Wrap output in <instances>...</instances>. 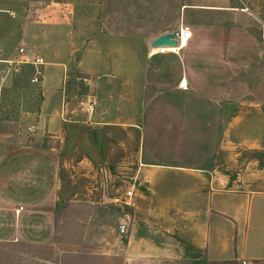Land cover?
<instances>
[{"label": "crops", "instance_id": "1", "mask_svg": "<svg viewBox=\"0 0 264 264\" xmlns=\"http://www.w3.org/2000/svg\"><path fill=\"white\" fill-rule=\"evenodd\" d=\"M35 3L0 0L23 11L12 59L41 57L24 46ZM245 16L256 15L235 0H100L80 49L69 15L63 75L81 52L94 112L63 83L60 113L46 116L41 68L39 112L0 133V264H161L194 251L264 264V21ZM180 28L191 37L178 53L151 46ZM119 170L136 179L131 206L110 204Z\"/></svg>", "mask_w": 264, "mask_h": 264}, {"label": "rangeland", "instance_id": "2", "mask_svg": "<svg viewBox=\"0 0 264 264\" xmlns=\"http://www.w3.org/2000/svg\"><path fill=\"white\" fill-rule=\"evenodd\" d=\"M235 1L237 4L251 9L256 15L255 17L245 16L248 21H264V0ZM30 2H36L33 5V10L26 11L27 21H30L28 30L31 31L32 36H30V39L27 38V40L31 42L27 43V41L24 46H26L25 49L28 54L33 56L39 54L44 61L41 67L45 69V80L42 88L43 94L45 95L43 110L44 114L48 116L55 111L60 113L61 99L63 97L59 89L62 87L63 83L64 87L67 84L69 85V95H77V100L86 99L88 96L91 99L93 97L88 87V76L80 73L77 69L73 70L71 66L72 63L74 65V63L78 62L81 52H77L71 57L72 63H68V70H66L67 72L64 74L65 77L63 75L61 63L67 60L70 49L71 37L68 34L69 15H71L73 19L72 28L75 35L74 37L80 40L81 49L84 43H86L88 36L98 27L100 0H35ZM51 2L62 4L50 5ZM41 6H44L45 10H42ZM8 11H12L14 15L9 14ZM43 11L51 16V21H48V23H46L47 21H43V23L47 25L42 26L40 15ZM22 16L23 11L17 4L0 6V48H2L0 49L2 50L0 55L4 54L5 57L11 58L9 57L12 55L11 52L16 51L21 45L22 39L18 38L19 31L21 30H19L20 26L18 25L23 21ZM259 26L261 28V24H259ZM41 28H43L42 32L39 31ZM0 76L2 78L0 105L4 104L3 110L6 111L11 119L15 117L16 114L19 115L20 110L26 109L29 106L32 107V109L34 108V104L39 100L38 93L40 92L42 94L40 82L38 84H32L29 81L30 84H28L20 78L19 72L10 73L6 71L3 64H0ZM69 95L64 97L63 101H67ZM24 113L26 112H22L21 115ZM30 124H33V126L38 125L35 120H23L21 123V130L26 131L27 126ZM0 125V130L2 132H10L16 135V133L20 131L19 124L14 121L2 122ZM55 143L56 142L53 141L52 144ZM70 145L71 139L66 146ZM121 172V170H119L118 173L113 172L114 175L116 174L113 178L115 185L118 186L121 184L118 187L125 189L129 186V182H131L136 188V179L131 175L123 177V173ZM117 193L119 194V192ZM165 262L166 261H161V264H191L190 259L183 261L178 260L171 263Z\"/></svg>", "mask_w": 264, "mask_h": 264}, {"label": "built area", "instance_id": "3", "mask_svg": "<svg viewBox=\"0 0 264 264\" xmlns=\"http://www.w3.org/2000/svg\"><path fill=\"white\" fill-rule=\"evenodd\" d=\"M191 37V32L187 28H180L178 31L173 33V37L171 40L176 42L175 45H165L155 47L158 53H178L181 49L187 46L188 41ZM19 54L24 52L23 48L18 49ZM0 64H3L6 68V71L10 73H18L20 70V66L23 64H28L33 67L32 75L29 81L32 84H38L39 78L42 76L41 66L44 64V61L41 57L34 56L33 58H8L5 57L4 54L0 55ZM187 85L185 79H181L178 83V86L181 88H185ZM78 110L87 113L88 115H92L94 111V102L91 98L80 99L77 102ZM135 193V186L133 184L127 186L125 189L122 190L121 193L114 195L110 199V204L116 206H131L132 199ZM128 223L126 220H122V222L118 226L119 233L121 235L126 234L127 232ZM244 264V262H242Z\"/></svg>", "mask_w": 264, "mask_h": 264}, {"label": "trees", "instance_id": "4", "mask_svg": "<svg viewBox=\"0 0 264 264\" xmlns=\"http://www.w3.org/2000/svg\"><path fill=\"white\" fill-rule=\"evenodd\" d=\"M30 1H35V0H30ZM57 1H59V0H57ZM75 64L76 63H74V65H73V63H72V65H71L73 70H76ZM32 72H33V67L31 65L23 64L20 66L19 76L22 80H24L28 84H30L29 79L32 75ZM39 81H41V77L39 78ZM68 90H69V85L67 84L64 87L65 94H69ZM38 94H39V96H38L39 100H37V103L34 104L35 106L33 109H32V107L29 106L26 109L20 110L19 115L16 114L15 117H12V119H11V117L8 116L6 111L3 110L4 104L0 105V124L2 122H8V121H14L18 124V121H19V118H20L22 112H33V113L39 112L40 105H41L42 100H43V96L40 92ZM16 106H18V105H16ZM1 132L2 131L0 130V133ZM191 264H239V263L236 261H209V260H206L205 258H201L198 260H191Z\"/></svg>", "mask_w": 264, "mask_h": 264}, {"label": "water", "instance_id": "5", "mask_svg": "<svg viewBox=\"0 0 264 264\" xmlns=\"http://www.w3.org/2000/svg\"><path fill=\"white\" fill-rule=\"evenodd\" d=\"M172 37H173V33H165L163 35H160L151 42V46L159 47L165 45H175L176 42L174 40H171ZM107 80L109 81L110 78H107ZM187 255L189 259H198L200 257V253L196 251L188 252Z\"/></svg>", "mask_w": 264, "mask_h": 264}]
</instances>
